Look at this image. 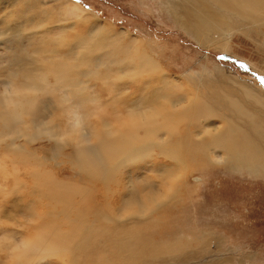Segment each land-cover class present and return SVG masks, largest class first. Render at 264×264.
Returning a JSON list of instances; mask_svg holds the SVG:
<instances>
[{
    "label": "bare ground",
    "instance_id": "obj_1",
    "mask_svg": "<svg viewBox=\"0 0 264 264\" xmlns=\"http://www.w3.org/2000/svg\"><path fill=\"white\" fill-rule=\"evenodd\" d=\"M168 1L177 25L202 46L220 45L221 38L211 35L221 30L224 38L243 36L264 47V0ZM7 3L15 14L5 15L6 27H0V35L7 36L2 37L6 49L0 52L2 155L26 167L66 163L82 179L102 184H133L124 186L127 190L119 198L71 205L58 192L89 190L74 179H57L52 164L51 170H30L37 180L24 197L34 195L39 212L16 204L15 215L25 216L19 224H28L32 231L1 237L7 234L0 230V264H138L149 259L145 251L163 256L166 251L151 240L152 232L141 229L183 189L190 163L198 158L264 174V95L257 87L216 70L185 73L178 84L139 39L100 22L72 0ZM73 28L78 34L68 31ZM58 30L69 39L49 38ZM183 80L192 87H185ZM100 83L108 94L105 103L116 101L117 114L110 103L109 113L102 106L91 107L103 96L94 89ZM93 113L99 126L91 124L90 130L87 117ZM43 141L48 144L34 146ZM45 146L51 150L48 157L42 156ZM12 177V190L20 189L17 168ZM164 180H170L168 187Z\"/></svg>",
    "mask_w": 264,
    "mask_h": 264
},
{
    "label": "rangeland",
    "instance_id": "obj_2",
    "mask_svg": "<svg viewBox=\"0 0 264 264\" xmlns=\"http://www.w3.org/2000/svg\"><path fill=\"white\" fill-rule=\"evenodd\" d=\"M7 1L4 0L0 3V27L4 28L6 27L2 24L5 20L4 16L15 14L11 7L13 1L11 4H8ZM19 1L14 0L16 6H19L17 5ZM72 1L86 8L107 26H112L117 31L125 30L135 40L139 39L142 43L140 46L145 50L148 48L146 52L159 63L168 76L176 78L174 79L176 83L183 78L185 73L194 75L205 71L206 74L210 70L211 72L216 70L222 72L225 77L241 80V82L257 87L264 95V47L259 46V43L254 40L233 35L224 38L226 32L216 30L211 37L219 36L221 38L220 45L202 46L177 25L170 12L168 0ZM23 25L20 26V29ZM9 28H13L11 22ZM68 31L72 35L78 34L75 28ZM2 37L7 36L0 35V52L2 49H6L5 46L3 47L4 39ZM49 38L59 42L62 38L69 39V36L58 30ZM181 82L187 88L192 87L189 80ZM94 89L101 92L106 88L100 83ZM106 93L102 91L104 99L101 97L100 101H96L99 104L96 105L94 102L91 107L101 110L102 106L103 109L105 108L104 111L107 109L108 113L114 108L112 111L117 114L116 101L110 100L105 103L108 96ZM109 103L112 108L108 110ZM95 115L98 114L93 113L90 118L87 117V123L90 124H87L86 128L91 130V124L93 127L94 125L99 126L98 119H94L97 118ZM46 144L48 143L45 141L35 142L34 146L39 149V146ZM43 150L39 151V154L43 151V157H48L51 154L49 147L45 146ZM65 150H71V148ZM47 163L39 164L37 168L26 167L10 162V159L5 158L0 152V226L6 229L4 231L7 234L1 235V237L8 235L13 237V235L32 231L28 224L26 226L19 224L18 219L21 220L25 216L15 215L16 204L30 205L39 212L38 200L35 196L24 197V192L33 190V183L37 180L35 176L28 173L32 169L34 173L39 170H51L48 165L52 164L54 170L52 172L57 179H74L75 185L89 190V193L81 191L82 193L76 192L67 195L65 193L61 195L58 192V196L62 200L69 201L71 205L84 204V201H89L90 198L98 197V200L101 197L116 199L114 198L116 196L119 198L122 191L127 190L126 187L129 189L133 184L128 180H111L106 184L93 180L92 182L91 179H82L83 174L71 168L69 164L64 163L58 166L50 161ZM195 163H190L191 167L187 169L184 178V187L176 198L153 214L155 220L144 228L146 230L141 229L144 234L152 232L151 240L162 246L163 251H166L165 255L157 254L156 258L151 251H145V259L149 258V261H138V264H264V174H261L263 171L253 175L244 170H231L220 163H204L198 158ZM16 168L21 173V186L18 190H12V171ZM132 169L134 170V168ZM175 170L176 168L173 170V176L171 171L170 180L172 179V181L176 176ZM121 177L125 178V174ZM156 177L162 178L163 174H156ZM170 180H164L166 187ZM119 183L121 184L119 185ZM124 186L126 187L124 188ZM120 191L121 193H119ZM85 194L89 198L85 199ZM23 199H27L26 203H22ZM44 209L46 208L42 207V210ZM6 213L11 215L10 219L4 218ZM172 242H174L173 245ZM96 244L102 245L100 241H97Z\"/></svg>",
    "mask_w": 264,
    "mask_h": 264
},
{
    "label": "snow or ice",
    "instance_id": "obj_3",
    "mask_svg": "<svg viewBox=\"0 0 264 264\" xmlns=\"http://www.w3.org/2000/svg\"><path fill=\"white\" fill-rule=\"evenodd\" d=\"M0 230H6V229H4L2 226H0Z\"/></svg>",
    "mask_w": 264,
    "mask_h": 264
}]
</instances>
